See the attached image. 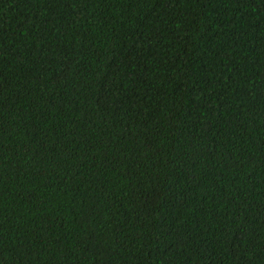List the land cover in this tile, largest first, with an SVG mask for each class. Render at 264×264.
Returning a JSON list of instances; mask_svg holds the SVG:
<instances>
[{
    "label": "trees",
    "instance_id": "trees-1",
    "mask_svg": "<svg viewBox=\"0 0 264 264\" xmlns=\"http://www.w3.org/2000/svg\"><path fill=\"white\" fill-rule=\"evenodd\" d=\"M0 264H264V0H0Z\"/></svg>",
    "mask_w": 264,
    "mask_h": 264
}]
</instances>
